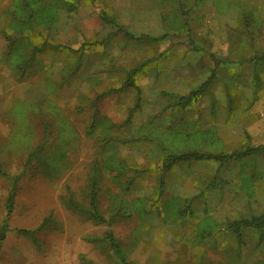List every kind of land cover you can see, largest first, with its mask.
Wrapping results in <instances>:
<instances>
[{
	"label": "rangeland",
	"instance_id": "1",
	"mask_svg": "<svg viewBox=\"0 0 264 264\" xmlns=\"http://www.w3.org/2000/svg\"><path fill=\"white\" fill-rule=\"evenodd\" d=\"M44 135L0 264H120L107 230L131 264H264V225L229 228L264 216V150L160 181L169 153L264 144V0H0L2 169ZM91 189L105 222L85 212Z\"/></svg>",
	"mask_w": 264,
	"mask_h": 264
},
{
	"label": "trees",
	"instance_id": "2",
	"mask_svg": "<svg viewBox=\"0 0 264 264\" xmlns=\"http://www.w3.org/2000/svg\"><path fill=\"white\" fill-rule=\"evenodd\" d=\"M107 21L112 26H116V23L114 22V20L108 19ZM118 30H121L122 32H124V34L127 35L128 37H131V35L128 32L121 29L120 27L118 28ZM169 38H170L169 33H162V34L158 35L157 37H155L154 39L165 40V39H169ZM187 43L194 50L208 51L203 46L198 45L195 42V40L192 37H190L189 35H187ZM37 50L38 49H36V48L31 50L28 59L24 63V66H27L33 60L34 55L37 52ZM208 54L211 57L215 58V55L213 53L209 52ZM209 82H210V80L208 79L207 81H205L204 83L199 85V87H197L194 91L190 92V94L187 96V99L195 98L199 94H201L205 90V88ZM46 140H47V135H44L39 146L30 153V157H29L30 159L32 157H34L35 155H37V153H39L41 151ZM263 150H264V144H258L256 146H246V147H244V149L235 150V151L230 152V153H207V152H200V151H195V150L179 152V153H169V154L165 155V157L163 158L162 163H161L160 181L162 182L163 177H164V173L166 171H168L170 169V167H172L173 165H175L176 163H179V162H187V161H192V160H212V161H216L219 165H221V164H224L226 162H229L232 160H238V159H241L247 155H251V154L263 151ZM0 174L6 176L12 184V187L9 190L8 197L6 199V209H7V213L9 214V212L11 210L12 202H13L14 191H15L14 183L18 179L19 175L10 176V175L6 174L5 172H3L1 169H0ZM21 174H22V171L20 172V176H21ZM96 206H97V200H96V196H95V191H93V189H91L90 209L87 211V213L90 216V218L93 219L95 222H97V223L105 222L103 217L97 211ZM247 225H264V216L261 219L251 218V219H242V220L234 221V222L229 224V228L231 230H233L234 232L239 233L240 229L244 226H247ZM6 227H7V224H6V218H5L4 223L0 226V241L4 237V234H5L6 229H7ZM18 232L22 233V234H28L31 236L34 233L33 231L25 230V229H20V230H18ZM104 239L108 242L109 246L111 247V249L116 254L120 264H131L130 261L127 260L126 256L122 252L117 240L114 238L111 231H109V230L105 231Z\"/></svg>",
	"mask_w": 264,
	"mask_h": 264
},
{
	"label": "crops",
	"instance_id": "3",
	"mask_svg": "<svg viewBox=\"0 0 264 264\" xmlns=\"http://www.w3.org/2000/svg\"><path fill=\"white\" fill-rule=\"evenodd\" d=\"M7 107H8V105L7 104H5V110L7 111ZM39 144L40 143H38L37 145H35V147L31 150V151H29L28 152V154H27V156H26V158H25V160L23 161V163L21 164V168H20V170L17 172V173H15V174H9L8 172H6V171H4L3 169H2V167L0 166V169L3 171V172H5L6 174H8V175H10V176H15V175H19V177H18V179L15 181V183H14V189H15V191H14V195H13V202H12V206H11V210H10V212H9V214L7 213V209H6V199H7V197H8V192H9V190L11 189V187H12V184H11V182L9 181V179L6 177V176H4V175H2V174H0V176H2L3 178H5L6 180H7V182L9 183V188H8V192H7V195H6V197H5V201H4V210H5V217H4V219H3V221H2V223H1V225L4 223V220H5V218H6V224H7V229H6V231H8V218L10 217V215L12 214V212H13V207H14V201H15V197H16V195H17V192H18V184H19V182L22 180V178L25 176V174H26V172H27V168H28V165H29V163H30V161H31V159L33 158H29L30 157V153L33 151V150H35L38 146H39ZM22 171V174H21V176H20V172ZM68 207L70 208V209H74L73 207V205L71 204V205H68ZM90 208H87L86 210H85V212L87 213V211L89 210ZM88 214V213H87ZM47 216H51V213H49ZM41 224V223H40ZM40 224H39V226H40ZM0 225V226H1ZM37 228H38V226L36 227V228H34V229H26V228H19V229H17L16 231H18V230H20V229H25V230H30V231H36L37 230Z\"/></svg>",
	"mask_w": 264,
	"mask_h": 264
}]
</instances>
